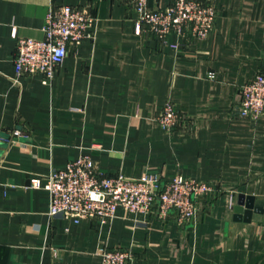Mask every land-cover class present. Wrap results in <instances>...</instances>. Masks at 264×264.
Listing matches in <instances>:
<instances>
[{"label": "crops", "instance_id": "obj_1", "mask_svg": "<svg viewBox=\"0 0 264 264\" xmlns=\"http://www.w3.org/2000/svg\"><path fill=\"white\" fill-rule=\"evenodd\" d=\"M59 4L87 7L93 37L50 82L17 76V38L42 39ZM215 6L210 34L186 44L138 31L128 0H0V264H101L103 247L132 251L129 264H264V116L241 115L239 90L264 73V0ZM168 100L186 117L172 134L157 121ZM80 155L106 175L180 174L215 190L185 225L154 209L119 207L108 222L53 216L30 178ZM241 193L261 206L250 221L234 219Z\"/></svg>", "mask_w": 264, "mask_h": 264}, {"label": "built area", "instance_id": "obj_2", "mask_svg": "<svg viewBox=\"0 0 264 264\" xmlns=\"http://www.w3.org/2000/svg\"><path fill=\"white\" fill-rule=\"evenodd\" d=\"M138 16V31L146 27L158 39L174 33L179 43L205 39L215 26V0H173L165 7L153 8L149 0H128ZM95 16L87 7L59 4L52 7L45 18L44 37L17 38L15 68L17 76H44V83L52 80L56 68L63 62L71 47L94 35ZM208 77L214 78L210 72ZM241 115L257 119L264 116V73H257L240 87ZM172 101H166L157 116L159 125L168 133L176 132L185 122ZM23 132L15 129L13 136ZM30 186L45 188L50 193L49 213L108 222L123 207L132 213H149L153 209L160 217L173 211L180 225L195 220L199 203L215 188L205 181L180 174L166 180L159 173H147L138 178L122 173L104 174L90 155L70 159L62 168H52L44 176L30 178ZM101 264H129L132 251L124 248L100 249Z\"/></svg>", "mask_w": 264, "mask_h": 264}, {"label": "water", "instance_id": "obj_3", "mask_svg": "<svg viewBox=\"0 0 264 264\" xmlns=\"http://www.w3.org/2000/svg\"><path fill=\"white\" fill-rule=\"evenodd\" d=\"M254 197L251 195H244L241 193L239 195V200L234 207V219L250 221L253 212H258L261 210V206L255 205Z\"/></svg>", "mask_w": 264, "mask_h": 264}]
</instances>
